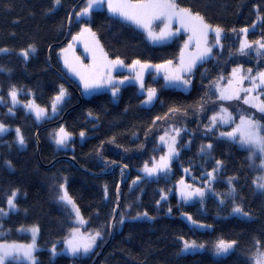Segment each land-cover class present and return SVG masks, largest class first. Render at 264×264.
<instances>
[{"label":"trees","instance_id":"16d2710c","mask_svg":"<svg viewBox=\"0 0 264 264\" xmlns=\"http://www.w3.org/2000/svg\"><path fill=\"white\" fill-rule=\"evenodd\" d=\"M79 2L61 0L57 5L55 0H0V49L9 50L0 51V122L10 128L0 136V208L6 211L7 198L19 190L17 209L0 216V242H27L31 235L20 229L36 226V264H91L109 242L111 221L120 204L113 238L98 264H252L255 242L264 246V190L254 184L256 171L249 162L250 150L219 135L233 125L218 122L213 127L210 118L226 108L236 122L244 115L264 124V114L244 104L243 97L227 101L218 93L234 68H251L252 75L264 70V55L254 50L248 55L238 52L240 29H250L249 42L264 41V0H176L180 7L199 12L208 24L221 27L222 45L213 47L212 56L191 73L189 92L167 87L163 77L149 73L145 87L155 88L158 94L151 107L143 106L145 95L135 84L122 87L117 101L110 92L84 97L80 85L66 74L60 50L89 27L111 59L118 57L126 64L136 60L177 63L188 35L180 33L169 42L154 44L141 29L105 9L77 20L84 0L72 18L67 38L70 15ZM161 26L159 22L157 28ZM29 46H34L35 52L25 59L21 53ZM61 86L71 95L54 119L39 123L23 105L9 112L13 87L22 103L33 98L50 109ZM60 126L73 135L72 148H56L52 137ZM15 129H20L24 146L18 143ZM174 129L180 130L177 160L156 177H142L140 169L165 154L160 137ZM81 132L88 135L83 142L79 140ZM209 144L210 149L206 147ZM214 168L219 176L214 187L222 200L211 195L202 209L198 203L177 197L175 190L185 169L200 181L188 180L203 186ZM128 170L130 179L120 188L118 199V186ZM62 186L86 226H80L71 207L59 200ZM237 205L251 217L233 215ZM183 213L211 228L191 227L181 217ZM73 228H79L80 233H102L94 251L87 257H53L51 248H62ZM181 237L205 247L184 253ZM219 239L237 244L228 255L218 256L214 245ZM12 264L27 263L16 260Z\"/></svg>","mask_w":264,"mask_h":264},{"label":"snow or ice","instance_id":"6c2138e0","mask_svg":"<svg viewBox=\"0 0 264 264\" xmlns=\"http://www.w3.org/2000/svg\"><path fill=\"white\" fill-rule=\"evenodd\" d=\"M61 0H55V4H60ZM107 5L108 11L115 16H119L125 21H128L137 27L146 31L148 38L152 42H160L170 39L171 37L176 36L181 30H184L190 33L188 41L185 42L184 48L187 49L189 43L193 40L196 41V54H188L187 59L185 58V52L182 50L180 54V64L176 69H169L167 66L172 65L173 61L168 60L165 61L164 64H150V63H141V61L136 60L133 62L132 67L135 65H140L141 71L134 76L135 80L140 82V89L146 93L147 99L143 101L144 104H151L153 99L156 96L155 88H147L145 89V85L143 83V75L142 73L147 71L148 69L155 68L157 70L164 68L165 74L164 79L172 84L182 83L184 85H189L191 81L189 79H185L183 73H191L192 69L195 67L197 61H203L207 56L211 54L212 48L207 47L208 43V35L209 33L214 34L215 45H219L221 33L223 29L219 26L213 27L212 25L205 22V18L199 12H193L191 8L180 7L176 0H86V7L79 13L78 16H88L91 14L92 10L99 5ZM259 19V17H258ZM160 22L162 25L159 28V31L154 29V25L157 22ZM173 23H177L179 27L173 29ZM255 27V25H253ZM90 31V29H86ZM84 31V30H82ZM233 32L236 29L232 30ZM241 33L247 34L248 29H240ZM94 35V34H93ZM75 39V38H74ZM201 42L205 45L204 48L201 49ZM214 45V46H215ZM249 50H254L257 54L264 55V41H253L248 42L247 40L242 41L238 52L242 55H248ZM0 51H8L7 49H0ZM30 52H35L34 46H29L28 49L22 51V55L27 59L29 57ZM102 53V60L100 64V68L104 69V71H94L90 72L87 75L81 71V68L70 64L67 59L65 60L66 66L69 67L70 71L78 75L83 81V86L85 90H92L101 88L105 85H112V94L115 96L119 91L118 85L123 84L124 80H114L111 76V71L115 68L126 67L124 62L120 60L118 57L115 60H108L107 54ZM238 73H244L241 75H237ZM232 76L235 79V83L237 87L231 88L230 90L222 91L220 93L221 100H240L241 93H244L243 103L248 104L250 107L255 108L257 112L264 114V72H257L256 75H252V69L249 68L246 71L242 66L239 68H234L232 70ZM128 79L127 77L125 78ZM247 80L250 82V87H243L244 81ZM233 84V80H229V85ZM255 93V95H253ZM18 90L13 87L9 96L13 105L20 103L17 100ZM66 96V90L61 86L59 94L54 97L53 103L51 105V110L55 114L57 112V105L62 103ZM3 98L0 97V101ZM29 110L34 111V114L37 119H42L47 115V109L41 108L38 105H35L34 102L26 104ZM12 109H9L11 112ZM175 111V110H174ZM224 113H228L226 108L221 109V113L213 115L210 118V122L214 127L218 122L221 123H229L235 118L229 113L227 116ZM93 114L89 112V116ZM159 119V118H157ZM9 129L6 125L0 122V135L4 134ZM176 134H179V129H174ZM17 133V141L20 145H24L25 140L23 135L20 133V129H16ZM81 137L85 136L84 132L79 134ZM221 136L228 137L233 141H237L241 146L251 150V158L256 157L257 153L260 154L261 163L260 167L264 169V124H261L260 121L254 119L253 116H244L240 115L239 124H237L232 131L230 132H222ZM55 143L58 146L66 145V142L71 139V133H68L63 127H61L55 133ZM161 142L165 141V137H160ZM207 148H211L212 145L209 144L206 146ZM203 147L201 151H203ZM178 155L177 150L175 148V139L173 138L172 143L168 147V155L167 157L161 156L160 162L153 165V167L149 168L146 164L144 167V172L151 176L155 175L161 171H167L169 168V163L172 157ZM221 162L217 161V165L219 166ZM125 167H127L125 165ZM187 171V170H186ZM217 171L216 168L213 169L212 173H208L207 175L214 179V173ZM231 182V181H230ZM135 183V181L133 182ZM183 183V181H181ZM256 187L260 190H264V176L257 177L254 181ZM62 194L59 196V200L64 202L67 205H71L72 211H74L76 215V219L80 224L87 223L84 218L80 214L79 208L76 206L74 200L68 195L67 189L62 186ZM19 190H15L11 193V195L7 198L6 204L8 211H5L4 208H0V216H6L8 212L15 211L17 209V205L15 202L16 196ZM205 194V190L201 188H196L194 191H190L188 193H181L186 199H192L193 197H203ZM223 202V201H221ZM234 214H239L243 217L250 218V214L245 212L244 209L237 205L233 208ZM171 212V209H169ZM143 215H147L144 213ZM135 219V218H133ZM191 220V217H189ZM123 221L121 220V223ZM193 224H196V221H192ZM21 231H31L33 234L32 243L29 245H19V244H0V264H12V262L16 261L18 258H24L29 261L30 264H36L33 253L35 251V236L38 233L39 229L36 226H33L31 229H20ZM102 236L100 231H95L94 233L89 232L86 235L80 233L79 228H73L70 234V238L67 239V250L72 256H76L78 254H88L92 251V249L96 246L97 240ZM183 243L182 251L187 252L190 250L203 249L205 247L204 244H197L196 241H187L184 240L183 237L180 238ZM237 242L235 240L228 241L224 239H219L215 245L214 250L215 254L218 256L228 255L235 248ZM255 251L252 252L250 256V260L252 264H264V246L261 245V242L257 240L255 242ZM53 255L56 254V249L53 247L52 249Z\"/></svg>","mask_w":264,"mask_h":264},{"label":"rangeland","instance_id":"374dc122","mask_svg":"<svg viewBox=\"0 0 264 264\" xmlns=\"http://www.w3.org/2000/svg\"><path fill=\"white\" fill-rule=\"evenodd\" d=\"M83 2H84V1H83ZM83 2H82V3H83ZM82 3H81V4H82ZM84 7H86V0H85L84 5L82 6V8H81L77 13L81 12V11L83 10ZM97 9H105V10L108 11V8H107V5H106V4H104V5H99V6L95 7L93 10H97ZM93 10H92V11H93ZM108 12H109V11H108ZM77 13H76V18H75V19H77V20H80V19H82V18H84V17H89V16L91 15V14H90V15H88V16H78ZM91 13H92V12H91ZM109 13H110V12H109ZM110 14H112V13H110ZM112 15H113V14H112ZM114 16H115V15H114ZM117 17H119V16H117ZM119 18H120V17H119ZM121 19H122V18H121ZM122 20H123V19H122ZM124 21H125V20H124ZM258 21H260V18L258 19ZM127 22H128V21H127ZM205 22H206V21H205ZM129 23H130V22H129ZM206 23H207V22H206ZM131 24H132V23H131ZM132 25H134V24H132ZM135 26H136V25H135ZM158 26H159V21L154 25V29H155L156 31H159V28H160V27L157 28ZM136 27H137V26H136ZM172 27H173V29H175V28L179 27V25H178L177 23H173ZM213 27H215V26H213ZM255 27H256V25H255ZM255 27H253V28H255ZM138 28H139V27H138ZM86 29H90V28H89V27H84V28L82 29V30H84V31L81 30L76 36H73V37L71 38V40H70V41H69V42H68V43H67V44H66V45L60 50V56H61V61H62L61 63H62V65H63V68H64L66 74L68 75V77L71 78L72 80L76 81V82L80 85V87H81V91H82V94H83L84 97H91L92 95H94V94H96V93H102V92H110V93L112 94V85H105V86H103V87H101V88L92 89V90H90V91L85 90V89H84V86H83V81H81L80 77H79L78 75H76L75 73H73L72 71H70L69 67L66 66V64H65V60L67 59V61H68L70 64H73V65H76V66L80 67V68H81V71L84 72L86 75H87L88 73H90V72H94V71H104V69L100 68L99 66H100V64H101V60H102L101 49L103 50V53H105V51H104V49L102 48V46H101V44L99 43V41L97 40V37H96V35L94 34V32H93L91 29H90V31H87ZM139 29H141V28H139ZM141 30L146 34V37L148 38V35H147L146 31H144L143 29H141ZM249 30H250V29H248V31H249ZM180 33L187 34V35H188V38H189L190 33L186 32V31H184V30H181L178 34H180ZM247 33H248V32H247ZM93 34H94V35H93ZM178 34H177V35H178ZM241 34H242V35H241V41H240V44H241L242 41L247 40V34H244V33H241ZM174 37H175V36H174ZM222 37H223V32L221 33V38H220L219 45H215L214 34L211 33V32L209 33L208 38H207L208 43H207L206 46L212 48L211 54H210L209 56H207L203 61H197L196 65H195V67L192 69L191 73L194 71V69H195L200 63L206 61L207 59H209V58L212 56V54H213V47H221V45H222ZM74 38H75V39H74ZM172 38H173V37H171V38L168 39V40L160 41V42H152L149 38H148V40H149L150 42L154 43V44H163V43L169 42ZM187 41H188V39H187ZM211 41H212V43H211ZM247 41H248V40H247ZM248 42H249V41H248ZM214 45H215V46H214ZM204 47H205V45L203 44V42H201V49L204 48ZM8 51H9V50H8ZM8 51H2V52H8ZM183 51L185 52V58H186V59H187V57H188V54H196L197 51H198L197 48H196V41L193 40L192 42H190V43H189V46H188L187 49H185V48L183 47ZM107 59H108V60H115V59H111V58H109L108 56H107ZM141 63H143V62H141ZM150 64H152V63H150ZM161 64H164V63H161ZM179 64H180V60H179V62H177V63H174V62H173L172 65H169V66H167V67H168L169 69H176V68L179 66ZM124 65H126V67L115 68L114 70L111 71V76L114 78V80H124V83H123V84L118 85V87H119V91L117 92V94H116L115 96H113L114 99H115L116 101L118 100V97H119V94H120V90H121L122 87H124V86H126V85H129V84H135V85L138 86V88H139V92H140L141 94H144V95H145L144 100H146V99H147V96H146V93L143 92V91L140 89V82H139L138 80H135V79H134V76H135L137 73H139V72L141 71V69H140V65H135L134 67H132L133 63H131V64H126V63H124ZM153 65H156V64H153ZM262 72H264V70H263ZM149 73H154L156 76H160V77H163V78H164L165 69H164V68H161V69L157 70V69H155V68H151V69H148L147 71L143 72L142 75H143V83H144V85H145V81H146L147 75H148ZM191 73H187V72L183 73L184 78H185V79H189V80L191 81V83H190L189 85H184V84H182V83L172 84V83L167 82V81L164 79V81H165V85H166L167 87H174V88L180 89V90H182V91L189 92V91L191 90V88H192V80H191V78H190V77H191V76H190ZM241 74H243V73H238L237 75L239 76V75H241ZM126 77L128 78L127 80L125 79ZM231 80H233V84H232V85H229V81H228L226 84L219 86V88H218V89H219V90H218L219 97H220V93H221L222 91L230 90L231 88H235V87H237V85H236V83H235V79L233 78V76L231 77ZM243 87H250V83H247L246 81H244V83H243ZM63 88L66 90V96H65L63 102H62V103H59V104L57 105V112H56L55 114L52 112L51 107H50V109L45 108V109H47V115H46L44 118H42V119H37L36 116H35V114H34V111H31V110H29L27 107H25L26 104H29V103H32V102H34L35 105H38V104L36 103V101H35L33 98H31V99L28 101V103L24 104V103L21 102V100L19 99V96H18V95H17V100L20 101V103H17V104H15V105H13L12 101L10 100L11 105H12V108H11L12 111H11L10 113H14V107H18V106H20V105H23V106L26 108V110H27L28 112H30V113L33 114V116L36 118V120H37L39 123H43V122H45V121L52 120V119H54L55 117H57V116L61 113V110H62L63 106L65 105L66 101L68 100V98H69L70 95H71L70 92H69V89H68L67 87L63 86ZM145 89H146V87H145ZM112 95H113V94H112ZM243 95H244V93H241V97H243ZM253 95H255V93H253ZM157 98H158V94H157V92H156V96H155V98L153 99L152 103H151V104H144V103H143V106H145V107H151L152 105H154V103L156 102ZM261 99H264V97H261ZM144 100H143V101H144ZM227 101H230V100H227ZM1 102H2V101H0V103H1ZM52 103H53V102H52ZM51 105H52V104H51ZM38 106H40V105H38ZM40 107H41V106H40ZM41 108H44V107H41ZM227 110H228V113H224V115L227 116V115L230 113V114L235 118V116L231 113V111H230L229 109H227ZM219 123H220L222 126H230V125H233V127H231L229 130H223V131H221V132L219 133V135H220L222 132H230V131H232V129H233L237 124H239V121L236 122L235 119H234V120H232V121L229 122V123H221V122H219ZM260 123H261V122H260ZM61 127H63V128L67 131V129L65 128V126H60L57 130H55V132H54V137H55V133H56ZM7 128H8L9 130L6 131V132H5L4 134H2V135H5L6 133L10 132V128H9L8 126H7ZM15 131H16V129H15ZM67 132H68V131H67ZM68 133H69V132H68ZM84 133H85V136H84V137L79 136V140H80L81 142L85 141L86 138L88 137L87 133H86V132H84ZM2 135H0V136H2ZM16 135H17V133H16ZM163 136L165 137V141H164V142H161V140H160L161 145H163V146L165 147V149H166L165 154H164L163 156L167 157V155H168V147H169V145L172 143L173 138L175 139V148H176L177 153H178V155L172 157V159H171V161H170V163H169V168H168V170H170V169H171V166H172V164H173V162H174L175 160H177V158H178V156H179V154H180V150L177 148V134H176V132H173V133H170V134H164ZM220 136H221V135H220ZM54 137H52V140H53V142H54V144H55V146H56L57 149H59V150H67V149L73 147V146L70 144L71 140L74 138L72 134H71V139L68 140V141L66 142V145H64V146H58V145L55 143V138H54ZM221 137H223V138H227V139H230V138H228V137H224V136H221ZM230 140H232V139H230ZM232 141H233V140H232ZM235 142H236L240 147L245 148V147L241 146L237 141H235ZM22 146H24V145H22ZM250 156H251V150H250V155H249V162H250V165H251L252 169L256 171V173H255V178H254V181H255L257 177L264 176V169H262V168L260 167L261 158H260V154H259V153H257L256 157H254V158H251V159H250ZM159 162H160V158H159V159H156V160L153 162V164L148 165V167L151 168V167H153V165H155V164H157V163H159ZM168 170H167V171H168ZM186 170H187V171H186ZM163 172H166V171H161V172H159V173H157V174H155V175H151V176H149V175H147V174L144 172V167H143L142 169H140V173L142 174V177H156L157 175H159V174H161V173H163ZM189 177H190L192 180H199V178L196 177V176L194 175V173H193L191 170H189V169H185V170H184V176H183V177L179 180V182L177 183V187H176V190H175V193H176L177 197H178L180 200L185 201V202H187V203H198V204H200V206H201L202 209H205V203H206V200H207V198H208L209 196H211V195H215L219 200H222L221 196L218 195V193L215 191V187H214V183H215V182L218 180V178H219L218 174L214 173V177H215L214 179H212L211 177H208V179H207L206 181L203 182V184H204L203 186H202V185H198V184H194L193 182H191L190 180H188ZM181 181H183V183H181ZM199 181H200V180H199ZM254 184H255V183H254ZM196 188H201V189H204V190H205V194H204V196H203L202 198H201V197H193L192 199L189 200V199H186L184 196L181 195V193H188V192H190V191H194ZM259 190H260V189H259ZM164 198H166V195L163 196V199H164ZM15 202H16V200H15ZM69 206L71 207V205H69ZM71 209H72V208H71ZM6 211H8V209H7ZM10 212H12V211H10ZM10 212H8L7 215H9ZM73 213H74V211H73ZM7 215H6V216H7ZM74 215H75V213H74ZM233 215H237V216H240V217H242V218L249 219V218H247V217H243V216H241V215H239V214H234V213H233ZM75 217H76V215H75ZM181 217H182L183 219H185V221H186L191 227H193V228H197V229H200V230H207V229H210V228H211L210 225H207V224H204V223H201V222H198V221L194 220V219L192 218V216L189 215V214H185V213H183V214L181 215ZM189 217H191V220L189 219ZM250 217H251V215H250ZM76 221H77V219H76ZM192 221H196L197 223H196V224H193ZM77 222H78V221H77ZM78 224H80V223L78 222ZM80 226H86V223H84V224H80ZM28 228H30V227H28ZM31 228H32V227H31ZM31 228H30V229H31ZM25 231H26V230H25ZM28 233L31 235V238L29 239V241H27V242H19V243H15V244H19V245H29V244H31V243H32V239H33V234H32L31 231H28ZM81 234H85V235H86L87 232L84 231V230H82V233H81ZM38 238H39V231H38V233H37L36 236H35V251H34V253H33V256H34L36 262H37L36 252H37L38 249H39ZM3 243L13 244V243H11V242H0V244H3ZM95 247H96V246H95ZM95 247H94V248L92 249V251H91L90 253H88V254H83V253H81V254H78V255H76V256H72V255L68 252V250H67V244L65 243V245H64L62 248H56V247H55V249H56V254L53 255V253H52V255H53V257H57L58 255H69V256H71V257H87V256H89V255L94 251ZM52 249H53V248H51V252H52ZM190 251H191V250H190ZM183 252H184V251H183ZM187 252H189V251H187ZM187 252H184V253H187ZM17 260H18V261L26 262L27 264H30L29 261L25 260V259L22 258V257H21V258H18Z\"/></svg>","mask_w":264,"mask_h":264},{"label":"water","instance_id":"95a60500","mask_svg":"<svg viewBox=\"0 0 264 264\" xmlns=\"http://www.w3.org/2000/svg\"><path fill=\"white\" fill-rule=\"evenodd\" d=\"M84 0H80V2L75 6V8L73 9L71 15H70V18H69V25H68V33H67V38L68 36L70 35V25H71V21H72V18L74 17L75 13H76V10L77 8L79 7V5L83 2ZM49 64L51 65V62H50V58H49ZM69 83V82H68ZM63 118H61L59 121H62ZM130 179V171L128 170V175H127V178L122 182L120 183V185L118 186V190H117V193H118V199H119V193H120V188L122 187V185L126 182H128V180ZM119 211H120V204H118V209H117V212L115 214V216L113 217L112 221H111V226H110V239H109V242L112 240L113 238V235H114V224L116 222V219L118 217V214H119ZM109 242L100 250V252L97 254V256L94 258L93 262L91 264H98V262L100 261L103 253L105 252V249L107 248Z\"/></svg>","mask_w":264,"mask_h":264}]
</instances>
